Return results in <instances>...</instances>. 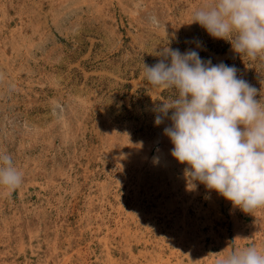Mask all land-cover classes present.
Here are the masks:
<instances>
[{"label":"rangeland","instance_id":"374dc122","mask_svg":"<svg viewBox=\"0 0 264 264\" xmlns=\"http://www.w3.org/2000/svg\"><path fill=\"white\" fill-rule=\"evenodd\" d=\"M206 2L0 0V152L23 173L0 186V264H216L264 250V207L188 187L171 120L154 122L177 93L143 75L163 48L193 49L264 97V59L190 24Z\"/></svg>","mask_w":264,"mask_h":264},{"label":"clouds","instance_id":"9594fccd","mask_svg":"<svg viewBox=\"0 0 264 264\" xmlns=\"http://www.w3.org/2000/svg\"><path fill=\"white\" fill-rule=\"evenodd\" d=\"M148 20L160 26L156 15ZM192 23L240 56L264 59V0H209L193 10ZM160 55L154 65L144 63L143 75L153 88L177 93L158 107L154 122L171 120L164 135L171 156L187 165L188 187L203 184L244 213L264 207V97L256 99L258 89L234 65L212 64L193 49L166 47ZM22 182L11 154L0 152V186L13 190ZM216 264H264V250L237 248Z\"/></svg>","mask_w":264,"mask_h":264}]
</instances>
